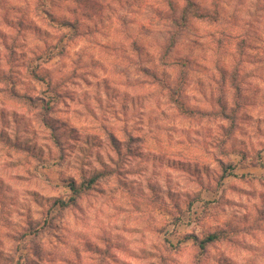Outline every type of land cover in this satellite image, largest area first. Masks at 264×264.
Listing matches in <instances>:
<instances>
[{"label": "clouds", "instance_id": "obj_1", "mask_svg": "<svg viewBox=\"0 0 264 264\" xmlns=\"http://www.w3.org/2000/svg\"><path fill=\"white\" fill-rule=\"evenodd\" d=\"M0 264H264V0H0Z\"/></svg>", "mask_w": 264, "mask_h": 264}]
</instances>
